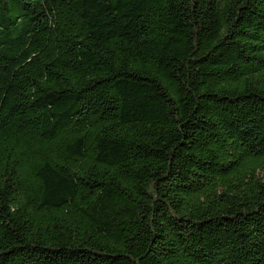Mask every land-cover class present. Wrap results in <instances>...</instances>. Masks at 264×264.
Wrapping results in <instances>:
<instances>
[{
    "label": "trees",
    "instance_id": "obj_1",
    "mask_svg": "<svg viewBox=\"0 0 264 264\" xmlns=\"http://www.w3.org/2000/svg\"><path fill=\"white\" fill-rule=\"evenodd\" d=\"M0 264H264V0H0Z\"/></svg>",
    "mask_w": 264,
    "mask_h": 264
}]
</instances>
